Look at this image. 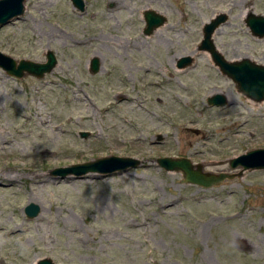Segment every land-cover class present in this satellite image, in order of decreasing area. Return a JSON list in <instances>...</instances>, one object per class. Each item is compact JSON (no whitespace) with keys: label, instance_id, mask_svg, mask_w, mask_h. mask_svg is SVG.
I'll list each match as a JSON object with an SVG mask.
<instances>
[{"label":"rangeland","instance_id":"374dc122","mask_svg":"<svg viewBox=\"0 0 264 264\" xmlns=\"http://www.w3.org/2000/svg\"><path fill=\"white\" fill-rule=\"evenodd\" d=\"M188 1L84 0L82 12L72 0H26L25 14L0 28L3 53L45 63L52 50L58 60L42 79L0 68V264H264V170L231 165L264 148V101L253 107L199 49L214 13L240 16L251 0ZM255 1L264 14V0ZM147 10L168 19L152 35L144 34ZM215 45L228 61L264 65V40L240 17ZM186 56L194 63L178 69ZM216 95L227 104L210 105ZM72 128L75 153L64 140ZM109 156L141 165L107 176L53 174ZM164 157L235 178L187 184L159 165ZM31 203L41 208L36 218L25 214Z\"/></svg>","mask_w":264,"mask_h":264},{"label":"water","instance_id":"95a60500","mask_svg":"<svg viewBox=\"0 0 264 264\" xmlns=\"http://www.w3.org/2000/svg\"><path fill=\"white\" fill-rule=\"evenodd\" d=\"M26 0H0V28H3L20 18L25 14ZM73 5L79 10H85L84 0H72ZM248 25L255 35L264 36V16L251 14ZM227 21V14L221 15L219 19L213 20L205 25V39L200 44L199 49L211 54L212 60L221 72L231 78L237 86V90L247 99L254 102L264 101V65L257 64L246 58L242 61H228L224 55L217 49L212 39L214 31ZM146 27L144 33L151 35L155 30L164 26L168 19L154 10L145 12ZM47 61L39 63L28 59L17 60L14 57L0 51V68L7 75L23 79L26 76H33L37 79L44 78L51 73L58 64L56 55L52 50L46 54ZM194 63L191 56L182 57L177 63L178 69H185ZM101 70L99 58L94 57L90 61V71L92 74H98ZM208 103L212 106H225L227 99L222 95H216L209 98ZM87 133L82 136L87 137ZM162 137L159 136V140ZM158 163L166 171L181 172L183 182L187 184H196L204 188H211L221 185L226 179H233L235 175L204 173L202 166L194 167L188 158L164 157L159 158ZM141 161L131 157L109 156L99 158L95 161L82 164H74L66 168H57L53 171L54 175L67 177L74 175L82 177L87 174H100L103 176L112 175L117 172H125L130 168H137ZM233 168L241 166L244 171L264 170V148H258L247 152L246 154L231 161ZM41 208L31 203L25 207V214L28 218H36L40 215ZM37 264H55L51 258H43Z\"/></svg>","mask_w":264,"mask_h":264},{"label":"flooded vegetation","instance_id":"af4514ba","mask_svg":"<svg viewBox=\"0 0 264 264\" xmlns=\"http://www.w3.org/2000/svg\"><path fill=\"white\" fill-rule=\"evenodd\" d=\"M187 2L190 4V2L191 1H188L187 0ZM246 4V6H245V12L242 14V15H236V16H234V14H233V9H231L230 11H228V12H225V11H219V12H216V13H214L213 14V16H211L210 17V19H209V22H207L206 24H208V23H211L213 20H217V19H219V17L221 16V15H224V14H227V21L225 22V23H222L221 25H219V27L214 31V33H213V36H212V39L214 40V43H215V41H216V35L221 31V29H222V27L224 26V25H226L227 23H229V19L230 18H233V17H235V18H238V17H240L241 18V20L245 23V26H246V28H247V30H248V33L250 34V36L254 39V40H257V41H262V40H264V36H261V35H255L253 32H252V30H251V27L248 25V21L250 20V15L253 13V14H256V15H261V16H264V14H261L260 12H257V6H258V3H256V1L255 0H251V1H248L247 3H245ZM233 5H235L234 3H233ZM144 16H145V13H144ZM206 24H204L203 26H202V28H201V35H202V42H203V40L205 39V25ZM156 31V30H155ZM154 31V32H155ZM153 32V33H154ZM152 33V34H153ZM151 34V35H152ZM201 42V43H202Z\"/></svg>","mask_w":264,"mask_h":264},{"label":"bare ground","instance_id":"6f19581e","mask_svg":"<svg viewBox=\"0 0 264 264\" xmlns=\"http://www.w3.org/2000/svg\"><path fill=\"white\" fill-rule=\"evenodd\" d=\"M236 60H240V58H237ZM248 100H249V99H248ZM124 103L126 104V101H124ZM249 103H251V105H252L253 107H256V108H259V107L261 106V103L254 102V101H251V100H249ZM88 118H89L88 115H84V116L82 117L81 120H82V121H85V120H87ZM70 120H73V119L71 118ZM78 126H80V124H79ZM67 131H68V130H66V132H67ZM69 132H71V135H68V136L65 135L64 140H69L68 142H69L70 144H72V146H73V147H71V151H72V153H75V152L79 151V149L76 148V146L81 145V144H80L79 140H78L77 137H76V133H75L74 128H72L71 130H69ZM203 140H204V142H208V141H209V139H208L207 137H204ZM48 143H49V142H48ZM51 146H52V145H51ZM204 164H205L206 166H214V165H217V162H215L214 160H206V161H204ZM32 201H34V200H32ZM35 202H36V201H35ZM237 243L243 245V246L246 247V248L249 247L248 243H246V242H244V241H240V240H239V241H237Z\"/></svg>","mask_w":264,"mask_h":264}]
</instances>
